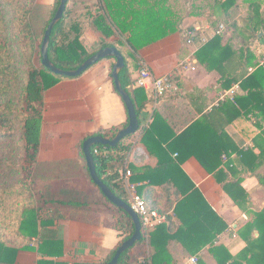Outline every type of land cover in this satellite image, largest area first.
Instances as JSON below:
<instances>
[{
  "label": "trees",
  "instance_id": "16d2710c",
  "mask_svg": "<svg viewBox=\"0 0 264 264\" xmlns=\"http://www.w3.org/2000/svg\"><path fill=\"white\" fill-rule=\"evenodd\" d=\"M242 2L212 0L208 5L206 3L205 6L211 9L208 16L212 26L224 23L226 30L203 44L197 51V57L209 70L220 72L223 86L229 89L233 83H239L244 94L237 93L232 98H225L212 106L210 111L202 110L204 113L200 118L190 122L180 134L173 135H167L168 123L159 111L154 112L149 125H143V113L149 98L143 87L136 86L138 75L135 80L132 79L127 56L116 43L128 45L132 51L130 54L134 55L161 37L178 32L182 18H173L174 14L166 7L167 0H102L91 21L95 30L107 37L117 33L121 35L119 41L103 43L101 48L114 46L122 52L125 66L119 71L120 83L136 107L143 143L158 158L156 167L128 165L132 171L131 180L136 182L140 178L138 176L149 175L150 183H156L152 175H160L169 166H175L168 151H178L179 162L184 160L183 151L177 144L183 142L184 146L196 148L187 157L194 155L206 170L214 174L233 202L252 213V218L239 229L246 246L233 255L226 247L215 244L228 224L214 212L197 188L173 180V185L182 195L174 208L176 216L183 219V206L193 205L194 226L198 224L199 227H193L184 220L174 234L166 231L164 223L151 227L147 231L148 238L142 233V238L121 254L117 264H174L168 250L170 240L180 241L191 255H198L202 247L210 245L218 264H264V206L259 210H250L247 206L249 194L241 185L242 178L232 180L228 174L234 170L231 156L236 153L235 161L243 171L254 174L264 188V138L255 140L253 146L238 152L229 151L223 141L224 129L241 115L246 118L253 116L255 125L264 136V55H257L252 49L255 40H264V13L257 0ZM59 5L60 0L52 4L39 0H0V264H17L18 249L11 246L17 240L5 239L10 235L7 231L14 226L18 227L20 236L38 238V251L41 254L54 257L60 253L62 241L50 226L67 218V215L91 222L103 218L104 223L120 233L121 240L101 264H107L118 247L135 231L130 213L111 202L95 184L87 162L85 174L97 188L95 192L55 184L53 179H57L58 169L53 168L49 172L38 160L44 92L64 78H73L56 74L42 64L41 49L45 32ZM82 7L81 2L68 0L62 18L52 30L48 55L52 64L63 70H76L98 51H91L86 41L81 39L86 26L73 15ZM244 7L247 9L246 16H241ZM125 35L128 37L124 39ZM234 37L239 39L236 48L232 43ZM36 58L41 62L40 68L35 64ZM107 58L115 59L112 56ZM110 77L113 79L112 71ZM172 79L174 83L175 78ZM117 133L118 130H112L97 134L112 139ZM130 135L115 146L96 144L91 147L98 176L116 196L128 203L123 174L131 147L125 138ZM86 139L80 143L85 160L83 142ZM162 141L167 144L166 150L162 148ZM43 178L51 180L46 183ZM255 232H258L257 236ZM147 242L152 252L145 251L142 258L132 261V249L137 245L146 246ZM192 243H198V246L192 248ZM40 263L45 262L41 260ZM48 263L52 264L46 261ZM200 263L205 264L202 260Z\"/></svg>",
  "mask_w": 264,
  "mask_h": 264
},
{
  "label": "crops",
  "instance_id": "0c3cea01",
  "mask_svg": "<svg viewBox=\"0 0 264 264\" xmlns=\"http://www.w3.org/2000/svg\"><path fill=\"white\" fill-rule=\"evenodd\" d=\"M54 1L39 0L48 4ZM70 1L81 2L84 6L73 16L86 26L81 39L86 41L91 51L99 50L103 43L121 39L119 33L107 37L91 25L102 0ZM203 1L206 0H167L166 7L174 14L173 18H182L180 30L161 37L134 55L130 54L132 51L128 45L116 43L127 56L133 80L137 77L142 62L147 63L155 75L171 74L175 78L173 87L163 96L156 97L151 90L144 88L149 102L143 113L145 120L143 125H149L154 112L159 111L168 123L167 135L180 134L190 122L200 118L204 112L210 111L212 106L219 104L225 98H232L237 93L244 94L239 83H233L229 89L223 86L220 72L209 70L197 57V51L203 44L199 41V37L209 40L221 25H223L221 33L226 29L224 23H220L217 27L212 26L208 16L209 7L205 6L206 3L203 4ZM194 7H198V11H194ZM188 29L197 30L198 37L194 45L187 43L185 35ZM125 37L127 38L128 35L123 38ZM232 43L235 48L239 46L236 37L232 39ZM252 49L259 55L260 52L254 43ZM115 62L113 58L101 59L80 76L64 78L44 92L38 160L49 172H52L53 168L58 169V177L53 179L57 185L64 184L83 191H97L85 174L86 160L82 155L80 143L85 138L98 135L100 131H119L129 123L126 104L116 90L114 79L110 77L112 64ZM255 122L256 119L251 115L247 118L241 115L234 119L223 131L225 147H229V151L238 152L253 146L255 140H262L264 136ZM163 135H166L165 132ZM125 141L131 144L126 157L127 166L134 165L140 168L157 166L158 158L151 154L143 143L141 129L125 138ZM161 144L164 150L168 148L165 142L162 141ZM177 144L183 151L184 160L179 162L178 151H168L175 161V166H169L160 175H152L156 183H150L149 175L138 176L140 178L135 182L138 192L140 191L139 193L145 197L152 209L166 216L161 224L164 223L166 231L174 234L183 224L182 220L189 222L193 227L199 225L194 226L193 205L183 206V219L180 220L176 216L174 208L182 195L172 181L177 180L187 187L193 185L214 212L228 224V228L218 236L215 244L226 247L233 255L237 254L246 246L239 229L252 218V213L239 208L224 191L214 174L206 170L194 155L187 157L194 153L196 148L184 146L183 142ZM236 156V153L231 156L234 159L231 164L234 170L229 172L225 166L224 169L229 172L232 180L242 178L241 185L249 194L248 208L253 211L259 210L264 206V188L254 174L243 171L242 166L237 160L235 161ZM49 180L51 179L43 178V182L48 183ZM49 228L55 230V235L62 241V249L54 257L38 251L37 237L20 236L17 226L7 231L10 235L5 236V239L17 240V243L11 245L18 249L17 264H42L41 260L45 262L44 264L46 261L52 264H101L107 260L121 240L120 233L104 223L103 218L91 222L67 215V218L58 220ZM254 234L257 236L258 232ZM25 246L32 248L27 249ZM197 246L198 243L191 244L192 248ZM152 250L148 242L146 246L137 245L131 251V260L136 261L143 257L145 251L151 253ZM168 250L174 258V264H187L195 256L191 255L178 240H170ZM196 256L205 264H218L210 251V245L202 247Z\"/></svg>",
  "mask_w": 264,
  "mask_h": 264
},
{
  "label": "water",
  "instance_id": "95a60500",
  "mask_svg": "<svg viewBox=\"0 0 264 264\" xmlns=\"http://www.w3.org/2000/svg\"><path fill=\"white\" fill-rule=\"evenodd\" d=\"M68 0H60V5L58 7V10L56 11L53 19L51 20L43 39L42 43V64L49 69H51L54 73L60 74L63 76H69V77H75L83 72H85L90 66L97 63L101 59L107 58L109 56H112L115 58L116 62L113 65L112 70V76L115 82V87L117 92L120 94V96L123 98L128 115H129V123L128 125L119 130L117 135L110 139L106 138L101 135H94L88 137L83 142V151L86 157V162L90 170L91 177L95 184L103 191V193L106 195V197L113 202L115 205L124 208L127 210L134 222L135 225V231L133 235L125 240L117 249L115 255L113 258L107 263V264H117L119 261V258L121 254L128 249L129 247H132L136 241L140 240L142 238V224L139 215L135 212V210L132 208L130 202H126L123 199L116 196L109 187L103 182V180L98 176L97 168L94 163V158L91 152V147L96 144H102V145H111L115 146L120 140H122L125 136L133 134L137 132L140 129V121L138 118V114L136 112V107L130 97V95L122 88V85L120 83L119 78V71L121 68L125 66V58L122 54V52L114 47V46H107L105 48L99 49L91 58L86 60L79 68L76 70H63L55 65L52 64L49 55H48V44L51 39L52 30L58 20H60L64 14V11L66 9V4ZM263 31L260 32L259 35H262Z\"/></svg>",
  "mask_w": 264,
  "mask_h": 264
},
{
  "label": "built area",
  "instance_id": "2783aa9c",
  "mask_svg": "<svg viewBox=\"0 0 264 264\" xmlns=\"http://www.w3.org/2000/svg\"><path fill=\"white\" fill-rule=\"evenodd\" d=\"M223 25L220 26V29L215 32L219 34ZM214 34V35H215ZM186 40L188 44L194 45L196 43L198 33L196 29H188L186 31ZM200 42L205 44L208 40L205 38H198ZM202 44V45H203ZM171 74L165 75H155L150 66L142 62L141 68L138 73L136 85L143 87L145 89L151 90L153 95L156 97L165 95L173 87V79ZM132 171L127 167L123 174V184L125 189L130 197V204L135 212L139 215L141 224H142V233L146 234L148 238L147 231L149 228L154 227L158 224H161L165 221L166 216L158 213L156 210L150 208L145 197H143L137 190L136 183L131 181ZM187 264H201L198 256H194Z\"/></svg>",
  "mask_w": 264,
  "mask_h": 264
},
{
  "label": "rangeland",
  "instance_id": "374dc122",
  "mask_svg": "<svg viewBox=\"0 0 264 264\" xmlns=\"http://www.w3.org/2000/svg\"><path fill=\"white\" fill-rule=\"evenodd\" d=\"M243 0H238V2H242ZM212 2V0H206V1H203V4H205V3H207V5L209 4V3H211ZM257 2H260L261 3V11L264 13V0H257ZM243 3V2H242ZM259 3V4H260ZM194 9V11H198V7H194L193 8ZM246 12H247V9H246V7H244V9L242 10V12H241V14H243V15H241V16H246ZM209 13H211V9L209 8ZM226 30V29H225ZM221 33V32H220ZM261 36V35H260ZM238 42H239V39H238ZM254 44L257 46V48H258V52H260L259 54H263L264 55V40H261L260 38H258V40H255L254 41ZM89 47V46H88ZM35 64H36V66L37 67H39L40 68V65H41V62L39 61V59L38 58H36V62H35ZM18 128H19V126H17ZM127 195H128V193H127ZM128 199H129V201H130V197H129V195H128Z\"/></svg>",
  "mask_w": 264,
  "mask_h": 264
}]
</instances>
